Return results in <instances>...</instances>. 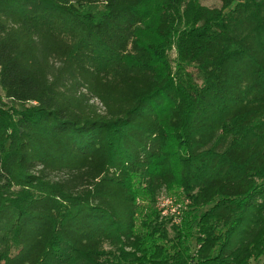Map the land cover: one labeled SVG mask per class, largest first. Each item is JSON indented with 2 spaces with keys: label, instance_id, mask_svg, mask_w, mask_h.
Returning a JSON list of instances; mask_svg holds the SVG:
<instances>
[{
  "label": "trees",
  "instance_id": "1",
  "mask_svg": "<svg viewBox=\"0 0 264 264\" xmlns=\"http://www.w3.org/2000/svg\"><path fill=\"white\" fill-rule=\"evenodd\" d=\"M140 2L0 0V264H125L139 243L127 179L173 181L149 172L167 100L207 208L197 261L264 255V0L188 8L205 32L177 42L201 73L186 101L143 62Z\"/></svg>",
  "mask_w": 264,
  "mask_h": 264
},
{
  "label": "rangeland",
  "instance_id": "2",
  "mask_svg": "<svg viewBox=\"0 0 264 264\" xmlns=\"http://www.w3.org/2000/svg\"><path fill=\"white\" fill-rule=\"evenodd\" d=\"M194 6L220 8V3L218 0H141L139 6L141 21L137 37L146 50L143 62L155 70L158 78H167L169 88L185 101L187 92L200 84L201 73L181 59L177 42L180 38L205 32L192 20L188 8ZM163 13L170 16L166 35L159 32ZM171 107L172 100H167L159 110L164 146L151 163L149 172L171 173L173 181L155 190L146 186L139 175H130L127 179L138 204L134 232L139 243L128 259L123 260L125 264H200L196 253L199 242L205 238L203 230L207 226L203 214L207 208H199L192 201L185 131L168 126ZM263 261L264 255L251 258L247 264H263Z\"/></svg>",
  "mask_w": 264,
  "mask_h": 264
}]
</instances>
